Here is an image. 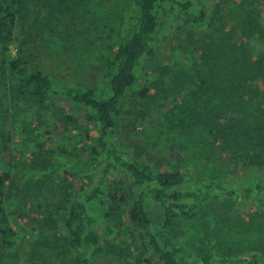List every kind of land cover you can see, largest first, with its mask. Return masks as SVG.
I'll return each instance as SVG.
<instances>
[{
	"label": "trees",
	"instance_id": "16d2710c",
	"mask_svg": "<svg viewBox=\"0 0 264 264\" xmlns=\"http://www.w3.org/2000/svg\"><path fill=\"white\" fill-rule=\"evenodd\" d=\"M209 1L135 0L138 15L132 35L118 46L101 80L86 87L57 82L43 69L31 68L24 54L29 37H17L15 27L38 0H0L2 71L14 83L13 95L22 94L41 108L62 103L57 116L68 122L82 118L92 144L90 162L66 170L55 158L51 138L42 135L41 113L36 128H25L29 135L22 139L30 152V170L39 176L36 188L62 195L60 220L68 247L78 252L74 264H96L98 256L110 254L101 245L116 230L137 243L125 264H264L262 17L247 11L239 39L221 30L202 36L190 33L185 40L186 51L198 56L202 69L187 104L181 106L184 115L176 129L198 141V152L232 167L239 174L235 180L167 166L154 160L143 144L133 143L132 151H122L113 138L131 89L145 64L157 55L162 17L175 14L185 23L205 22ZM147 92L145 87L138 94L145 97ZM67 106L82 112L81 117L68 112ZM19 115L15 113V122ZM5 117L6 112L1 113L0 260L2 249L13 247L15 235L4 206L10 197L4 188L15 168L14 139L5 128ZM24 119L32 125V116ZM44 131L51 135L48 128ZM236 196L259 206L253 218L246 220L235 212ZM197 221L207 240L216 239L220 250H228L216 255L204 247L191 256L182 240L188 225Z\"/></svg>",
	"mask_w": 264,
	"mask_h": 264
},
{
	"label": "rangeland",
	"instance_id": "374dc122",
	"mask_svg": "<svg viewBox=\"0 0 264 264\" xmlns=\"http://www.w3.org/2000/svg\"><path fill=\"white\" fill-rule=\"evenodd\" d=\"M36 4L15 27L17 37H29L24 54L31 68L43 69L57 82L86 87L101 80L118 46L132 35L138 15L135 0H38ZM249 10L264 20V0H210L208 17L199 24L185 23L175 14L162 17L157 55L145 64L139 82L117 116L113 138L122 151L130 152L133 143H139L154 160L161 159L170 167L216 179L235 180L239 176L223 160L198 152V141L181 134L176 124L184 115L181 106L187 104L190 89L202 69L198 56L185 49L188 34L202 36L223 30L231 39H239L241 21ZM8 75L2 71L0 55V122L1 113L6 112L5 128L14 139L15 157L13 178L4 188L10 196L4 206L15 235L11 237L13 247L2 249L0 264H74L78 252L68 247L60 220L62 195H53L46 187L36 188L39 176L30 170V152L22 139L29 135L25 128H36L41 113L42 135L51 138L48 141L55 158L66 170L79 168L90 162L92 144L86 137V124L82 118L78 122L61 120L56 111L62 103L56 100V104L41 108L22 94L14 96V83ZM145 87L148 92L142 97L138 91ZM66 109L81 117L82 112L70 106ZM16 112L20 114L17 122ZM26 116H32V125L23 123ZM46 128L51 135L44 131ZM258 207L235 197L234 210L246 220L253 218ZM201 226L200 221L190 223L183 237L191 256L198 255L204 247L216 255L228 250H220L216 239L207 240ZM101 246L110 254L98 256L96 264H125L131 260L130 252L137 251V243L117 230Z\"/></svg>",
	"mask_w": 264,
	"mask_h": 264
}]
</instances>
